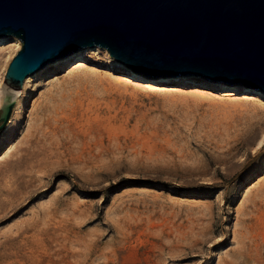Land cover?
Wrapping results in <instances>:
<instances>
[{
	"label": "rangeland",
	"instance_id": "1",
	"mask_svg": "<svg viewBox=\"0 0 264 264\" xmlns=\"http://www.w3.org/2000/svg\"><path fill=\"white\" fill-rule=\"evenodd\" d=\"M102 49L18 91L0 264H264V98L201 76L134 85Z\"/></svg>",
	"mask_w": 264,
	"mask_h": 264
},
{
	"label": "water",
	"instance_id": "2",
	"mask_svg": "<svg viewBox=\"0 0 264 264\" xmlns=\"http://www.w3.org/2000/svg\"><path fill=\"white\" fill-rule=\"evenodd\" d=\"M19 48L0 89V131L26 75L98 46L146 77L194 75L264 94V0H0Z\"/></svg>",
	"mask_w": 264,
	"mask_h": 264
},
{
	"label": "bare ground",
	"instance_id": "3",
	"mask_svg": "<svg viewBox=\"0 0 264 264\" xmlns=\"http://www.w3.org/2000/svg\"><path fill=\"white\" fill-rule=\"evenodd\" d=\"M19 41L13 37V36H1L0 37V50L3 51V56H2V59L0 60V71L2 72V74H4V71L6 69V66L9 62V60L11 59V57L15 54V52L18 50L19 48ZM102 49V48H101ZM104 55H106V57L111 60V63L114 64L115 66L121 68L124 70L125 73H127V75L125 76V80H127V82L129 83H132L134 85H145V83H143V80L144 79H147L148 81L151 82V86H155L154 84L158 83H165L169 81H175V82H179L181 84H183L182 82H186L187 78L186 77H183V76H186V75H180V76H165V77H146V76H142L130 69H128L127 67H125L124 65H122L121 63H119L117 60H115L114 58L110 57L108 55V53L106 52V50L102 49L101 50ZM99 47L98 46H91V47H86V48H82V49H79L75 52H72L70 54H68L67 56L63 57V58H60V59H57L55 61H53L52 63H50L51 65H60V64H65V65H68V66H72L71 69H78L80 67H86L84 65V56L86 54H94L96 55L97 53H99ZM88 56V55H87ZM91 56V55H90ZM110 63V64H111ZM113 65V66H114ZM42 69L40 70H37L35 72H33L32 74H28L24 77L23 79V82H22V85H21V88H23L22 86H27L28 84H30V82L32 80H34L35 78H37V76H39L40 72H41ZM111 75V74H109ZM189 77H195L194 75H188ZM2 78H3V75H0V84H1V81H2ZM121 78H118V81H116L117 79H115V81L118 83L121 82L120 80ZM124 80V81H125ZM141 81V82H140ZM146 83H149L147 81H145ZM217 83H220L217 87L218 89H221L223 92H229V93H232V96L233 94H235V92L240 89L237 84H231V85H228V84H225V83H222V82H217ZM124 84V83H123ZM125 85V84H124ZM145 87H149V84L145 85ZM21 88H19L17 91H10L9 95L12 99L17 100L19 98V93L18 91L21 90ZM173 90L172 92L174 91H178L176 89H171ZM171 90H168V91H171ZM258 93L257 95L260 96V97H263L264 98V94L258 90H256ZM165 92V91H163ZM167 93V92H166ZM171 93V92H170ZM193 93V95L195 96H198V97H205V94L206 92L203 91V90H195V92H191ZM6 100V95L4 94V92L2 91V89H0V108L2 107L4 101Z\"/></svg>",
	"mask_w": 264,
	"mask_h": 264
}]
</instances>
